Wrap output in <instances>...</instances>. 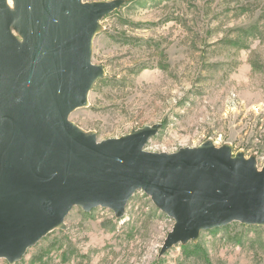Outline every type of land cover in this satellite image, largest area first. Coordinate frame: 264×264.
<instances>
[{"label":"rangeland","instance_id":"374dc122","mask_svg":"<svg viewBox=\"0 0 264 264\" xmlns=\"http://www.w3.org/2000/svg\"><path fill=\"white\" fill-rule=\"evenodd\" d=\"M101 25L92 62L105 76L69 117L82 132L101 142L161 125L147 152L211 142L264 167V0H124ZM175 223L138 191L120 218L74 207L64 229L0 264H264V226L235 221L163 253Z\"/></svg>","mask_w":264,"mask_h":264},{"label":"water","instance_id":"95a60500","mask_svg":"<svg viewBox=\"0 0 264 264\" xmlns=\"http://www.w3.org/2000/svg\"><path fill=\"white\" fill-rule=\"evenodd\" d=\"M12 2L14 13L0 0V258L20 261L64 229L74 207L120 218L138 191L176 222L163 253L235 221L264 226V167L256 159L211 142L150 153L161 125L98 142L69 120L105 76L92 62L93 40L124 0Z\"/></svg>","mask_w":264,"mask_h":264},{"label":"bare ground","instance_id":"6f19581e","mask_svg":"<svg viewBox=\"0 0 264 264\" xmlns=\"http://www.w3.org/2000/svg\"><path fill=\"white\" fill-rule=\"evenodd\" d=\"M7 2H8V0H7ZM11 11H13V13H14V8H13V3H12V5H11ZM14 36V35H13ZM16 39H17V41H18V43H19V45H20V47L22 46V40H21V38H19V37H16V36H14Z\"/></svg>","mask_w":264,"mask_h":264}]
</instances>
